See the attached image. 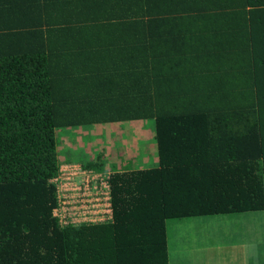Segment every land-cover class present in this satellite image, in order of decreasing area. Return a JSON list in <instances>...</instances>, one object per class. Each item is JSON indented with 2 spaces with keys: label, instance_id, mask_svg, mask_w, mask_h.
Returning a JSON list of instances; mask_svg holds the SVG:
<instances>
[{
  "label": "trees",
  "instance_id": "obj_1",
  "mask_svg": "<svg viewBox=\"0 0 264 264\" xmlns=\"http://www.w3.org/2000/svg\"><path fill=\"white\" fill-rule=\"evenodd\" d=\"M258 66L264 0H0V264H168L166 219L264 209ZM134 119L158 163L59 225L56 128Z\"/></svg>",
  "mask_w": 264,
  "mask_h": 264
},
{
  "label": "rangeland",
  "instance_id": "obj_2",
  "mask_svg": "<svg viewBox=\"0 0 264 264\" xmlns=\"http://www.w3.org/2000/svg\"><path fill=\"white\" fill-rule=\"evenodd\" d=\"M133 121H141V119ZM133 121L56 128L57 148L66 140L71 141V138L78 146L74 147L75 150L68 149L70 152L67 153V158H60V160L80 159L86 162L87 159H83L81 155H85L83 149L85 143L88 142L90 146L98 150V154H101L103 167L111 169L106 165L108 164L106 159L109 157L111 163L115 165V168L113 165L112 167L119 168L120 165L115 160L119 158L117 153L121 151V148H116L112 155L108 151L117 146L115 140L117 141L120 136L126 140L134 135L138 141L140 139L147 141L152 151L155 150L157 157L156 144L153 142L155 141L154 135L152 139H146L154 133L153 120L146 121L145 125H149L150 130H143V132L137 129L138 124ZM118 129L121 131H117ZM87 131H89L88 134ZM97 139L103 142L102 149L95 144ZM94 148L89 154H96ZM148 156L149 154L146 157ZM153 158H155L154 155ZM166 230L167 251L169 250L170 255L174 250H182L180 248L186 246L185 257L187 259H182L183 264H264V209L170 218L166 220Z\"/></svg>",
  "mask_w": 264,
  "mask_h": 264
},
{
  "label": "built area",
  "instance_id": "obj_3",
  "mask_svg": "<svg viewBox=\"0 0 264 264\" xmlns=\"http://www.w3.org/2000/svg\"><path fill=\"white\" fill-rule=\"evenodd\" d=\"M103 168L87 166L82 160H60L57 172L49 179L55 190L51 213L59 225L114 219L112 170Z\"/></svg>",
  "mask_w": 264,
  "mask_h": 264
},
{
  "label": "crops",
  "instance_id": "obj_4",
  "mask_svg": "<svg viewBox=\"0 0 264 264\" xmlns=\"http://www.w3.org/2000/svg\"><path fill=\"white\" fill-rule=\"evenodd\" d=\"M262 70H263V68L258 66L259 73H261ZM262 72H264V71H262ZM134 120H136V119H134ZM128 121H133V120H128ZM146 121H149V119H141V121H133V122L138 124V125H136L137 129H139L140 131L143 132V130L144 131L150 130L149 129L150 126L145 125ZM118 122H120V121H118ZM103 123H109V122H103ZM117 131H121V130L118 129ZM88 132L89 131H87V134H88ZM153 135H154V133L150 134L146 139H148V140L152 139ZM153 139H154V137H153ZM70 140L71 141L66 140L64 143L62 142L63 144L61 143L58 146L57 150H58L59 159L60 158H67V153L70 152L68 149H74V147L75 148L78 147V146H76V144H74L75 143L74 139L71 138ZM153 142L155 143V141H153ZM115 143H117L116 144L117 146H115L114 148L112 147V149L110 151H108V153H111V155H112L113 151H115L116 148H121V151L119 153H117V156H119V158H116V160H115L117 162V164L120 166H118L119 168L114 169L115 165H113L111 163V160L108 157L106 159V161H108V164H106V165L110 166L112 170L143 168V167L153 166V165H156L158 163V154L156 157L155 150L152 151V147H150L148 145L147 141H145L143 139H140L138 141V138H135V135L133 137H131L130 139H126V140H124L123 137L120 136V138L117 141L115 140ZM95 144L99 145V146H97L99 149H102L103 142L101 140L97 139ZM63 148H64V150H63ZM93 148H94V146H90V143H88V142L85 143V145H84L85 150L83 149V152L85 155H81V156H83V159H85V160L89 159L90 160V159L95 158L96 154H98L97 149L94 148L96 151V154H94V155L89 154V152H91L93 150ZM145 150H146V152H145ZM148 154H149V156L146 157ZM153 155L155 156V158H153ZM78 160H80V159H78ZM112 165L114 166V168L112 167ZM129 165H130V167H127ZM182 217H193V216H182ZM173 218H176V217H173ZM168 219H170V218H168ZM165 226H166V221H165ZM166 237H167V230H166ZM185 247L186 246H184L183 248H180L182 250H177V249L174 250L173 252H171L172 255H170L169 250H168L167 251L168 252L167 253L168 254V264H183L182 259H185V260L187 259V257H185V255L187 254V252H186L187 249ZM167 249H168V243H167Z\"/></svg>",
  "mask_w": 264,
  "mask_h": 264
}]
</instances>
